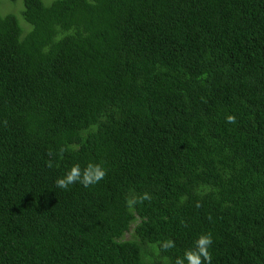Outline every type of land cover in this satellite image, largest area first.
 Masks as SVG:
<instances>
[{
  "label": "trees",
  "instance_id": "trees-1",
  "mask_svg": "<svg viewBox=\"0 0 264 264\" xmlns=\"http://www.w3.org/2000/svg\"><path fill=\"white\" fill-rule=\"evenodd\" d=\"M19 6L0 7V264H175L202 232L212 264H264V0ZM88 161L98 185L55 188Z\"/></svg>",
  "mask_w": 264,
  "mask_h": 264
},
{
  "label": "clouds",
  "instance_id": "clouds-1",
  "mask_svg": "<svg viewBox=\"0 0 264 264\" xmlns=\"http://www.w3.org/2000/svg\"><path fill=\"white\" fill-rule=\"evenodd\" d=\"M186 11V8H177L167 13L166 18H176L181 12ZM227 122L235 123L236 117L228 115ZM49 167L52 164L49 163ZM107 175V168L102 162L88 161L83 166L80 163L73 164L62 175L55 179V188L69 190L73 185H81L84 188H90L98 185ZM151 195L144 192L142 195L134 197L128 201L129 206L144 201H150ZM214 240L210 232H202L195 236L191 246L186 248L181 255L175 259V264H212L213 254L212 246ZM165 250L175 247V242L171 239L166 240L161 245Z\"/></svg>",
  "mask_w": 264,
  "mask_h": 264
},
{
  "label": "rangeland",
  "instance_id": "rangeland-1",
  "mask_svg": "<svg viewBox=\"0 0 264 264\" xmlns=\"http://www.w3.org/2000/svg\"><path fill=\"white\" fill-rule=\"evenodd\" d=\"M15 2H17L18 4L15 6H11L8 0H0V7L5 11L17 10L20 7L19 5H22V0H15Z\"/></svg>",
  "mask_w": 264,
  "mask_h": 264
}]
</instances>
